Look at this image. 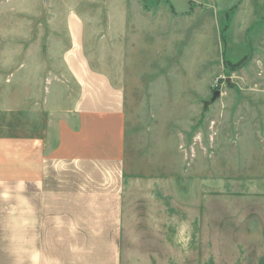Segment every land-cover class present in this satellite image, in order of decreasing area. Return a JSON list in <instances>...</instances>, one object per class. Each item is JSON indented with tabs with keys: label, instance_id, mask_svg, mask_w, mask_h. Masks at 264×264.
Masks as SVG:
<instances>
[{
	"label": "rangeland",
	"instance_id": "374dc122",
	"mask_svg": "<svg viewBox=\"0 0 264 264\" xmlns=\"http://www.w3.org/2000/svg\"><path fill=\"white\" fill-rule=\"evenodd\" d=\"M30 1L33 18L27 0H0V47L31 44L25 83L54 101L74 11L87 56L125 91L128 264L247 260L218 235L264 211V0Z\"/></svg>",
	"mask_w": 264,
	"mask_h": 264
},
{
	"label": "crops",
	"instance_id": "0c3cea01",
	"mask_svg": "<svg viewBox=\"0 0 264 264\" xmlns=\"http://www.w3.org/2000/svg\"><path fill=\"white\" fill-rule=\"evenodd\" d=\"M24 7L33 18L31 1ZM67 30L53 102L40 80L16 73L31 44L0 47V264H128L125 91L87 56L74 11ZM242 217L256 228L218 237L233 238V257L247 259L240 264H264V211Z\"/></svg>",
	"mask_w": 264,
	"mask_h": 264
},
{
	"label": "water",
	"instance_id": "95a60500",
	"mask_svg": "<svg viewBox=\"0 0 264 264\" xmlns=\"http://www.w3.org/2000/svg\"><path fill=\"white\" fill-rule=\"evenodd\" d=\"M219 95H220V91H215L212 97V101H215Z\"/></svg>",
	"mask_w": 264,
	"mask_h": 264
}]
</instances>
